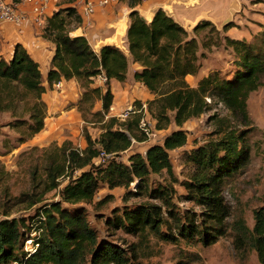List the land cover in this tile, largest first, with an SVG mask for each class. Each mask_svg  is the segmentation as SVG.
I'll use <instances>...</instances> for the list:
<instances>
[{"label": "trees", "instance_id": "1", "mask_svg": "<svg viewBox=\"0 0 264 264\" xmlns=\"http://www.w3.org/2000/svg\"><path fill=\"white\" fill-rule=\"evenodd\" d=\"M80 20L74 6L58 8L47 17L41 36L54 45L45 77L48 87L71 78L82 87L77 108L85 122L82 135L86 146L80 149L65 139L52 149H44L43 175H39L36 167L30 170L32 192L41 187L44 194L58 186L60 177L67 176L68 180L61 189L60 199L42 204L33 215L0 219V264H141L133 247L99 237L97 229L89 224L86 212L80 207L68 206L91 201L100 183L109 188H128L134 182L136 190L147 188L151 173L162 170L172 173L168 151L186 142L185 130L178 128L165 135L161 143L147 147L144 154L131 153L128 163L114 159L131 146L132 139H144L135 131L140 115L130 121L124 119L117 126L115 116L105 117L113 99L110 80L125 79L130 59L139 65L133 73L134 80L153 95L147 110L156 120L157 128H166L171 121L181 126L208 109L212 99H218L231 112L246 118L247 98L264 81V28L252 42L223 34L224 46L231 47L234 53L232 74L226 76L212 70L191 85L186 76L199 73L200 58L205 55L203 49L219 42V29L212 22L200 20L190 32L162 8H157L149 21L133 9L129 12L125 34L127 51L114 44H104L96 51L84 35H70L71 21L79 23ZM232 25V21L226 22L222 31ZM206 26L209 34L200 42L196 35ZM99 74L105 80L101 85H93L94 77ZM46 89L38 61L20 42L14 43L8 59L0 56V112L15 113V100L31 97L28 118L14 123L22 128L26 138L44 127L46 103L41 96ZM95 101L100 102V109L93 111ZM88 123H100L102 131L97 139L91 137ZM227 126L219 131V137L190 154L195 168L184 183L191 198L205 208L203 214L212 223H222L228 214L220 195L222 176L240 167L249 150L242 143L243 132ZM100 155L105 161L94 164L93 158ZM76 170L79 173L74 174ZM164 190L160 189L156 198L162 197ZM21 195L29 197L30 193ZM161 201L168 207L166 198L162 197ZM162 212V205L141 203L133 209H123L109 223L131 234L147 227L159 232L164 221ZM253 220L251 228L243 225L240 229V238L247 239L260 264H264V206L253 210ZM178 221L179 236L197 234L207 242L208 236L218 232L203 221L195 224L193 218L188 222L180 218ZM166 227L167 233L172 232L170 222ZM30 233H33L31 237ZM26 240H30L29 247Z\"/></svg>", "mask_w": 264, "mask_h": 264}, {"label": "rangeland", "instance_id": "2", "mask_svg": "<svg viewBox=\"0 0 264 264\" xmlns=\"http://www.w3.org/2000/svg\"><path fill=\"white\" fill-rule=\"evenodd\" d=\"M232 22L231 27L237 37L240 35L242 25ZM76 24V21H71L69 28ZM247 27L250 25L247 24ZM208 29L209 26H206L198 31L196 37L200 42L207 39ZM217 29L220 32L218 44L212 45L209 49L202 48L205 55L200 58V74L219 70L221 74L227 76L232 74L235 68L232 62L234 53L231 47L224 46L222 40L227 30L222 31V27ZM259 31L243 38L252 42ZM117 46L127 51L125 41H118ZM135 65L130 59L125 79L112 86L113 99L105 117L115 116L117 126L124 119L130 121L140 115L139 126L135 131L144 139L140 141L132 139L131 146L114 156V159L128 163L131 153L144 154L151 144L161 143L165 135L181 128L186 132L185 144L168 151L172 173L169 174L165 170L151 173L147 180V188L141 191L136 190L134 182H131L128 188L122 186L109 188L106 184L100 183L91 201L68 206L82 208L86 212L89 224L97 229L99 237L125 247H133L141 264H260L256 251L249 245L247 239L242 241L240 233L243 225L252 227L253 210L264 206V81L247 98L246 118H240L218 99H212L208 109L199 116L187 119L181 126L171 121L166 128H157L156 120L147 110L148 101L153 96L145 97V88L134 80ZM39 66L47 87L41 96L46 103L44 127L26 138L22 128L14 125L17 119L28 118L31 97L15 100L17 101L15 113L10 110L0 112V219L28 217L42 204L60 199L61 189L68 180L67 176L60 177L58 186L44 194L41 187L34 192L31 189L30 170L36 167L39 175H43L44 149H52L53 145H59L65 139L70 140L74 147L82 149L86 146L82 135V126L85 122L77 108L82 87L73 78L63 85L53 84L52 87H48L45 77L50 62L45 64L41 62ZM195 79L191 76L186 78L190 84H193ZM101 84L100 78L94 77L93 85ZM137 101L141 104L138 105ZM99 109L100 102L95 101L92 110ZM87 116L90 117L89 114ZM225 125L237 129L239 133L243 132L242 143L247 145L249 150L240 167L222 176L220 195L228 214L222 223H212L203 214L205 208L191 198V193L184 183L195 168L190 160V154L199 146L219 137V131ZM87 126L91 137L97 139L102 131L100 123H88ZM141 126L145 127L146 131L142 130ZM92 161L98 164L105 160L100 155ZM77 173L79 170L74 172ZM162 188H165L162 197L168 200V207L162 204V197L156 198ZM150 190H153V194L149 193ZM22 193H30V196H23ZM141 203L162 205L164 221L159 226V232L147 227L137 234H131L109 223L114 222L113 217L121 215L123 209H133ZM62 204L67 206L64 202ZM179 218L182 222H188L193 218L195 224L203 221L204 225L214 227L218 232L215 235L210 234L207 242L197 234L179 236L177 234ZM169 222L173 230L167 233L166 225ZM32 235L33 233H30V237ZM29 241H25L27 247L30 246Z\"/></svg>", "mask_w": 264, "mask_h": 264}, {"label": "crops", "instance_id": "3", "mask_svg": "<svg viewBox=\"0 0 264 264\" xmlns=\"http://www.w3.org/2000/svg\"><path fill=\"white\" fill-rule=\"evenodd\" d=\"M75 1L57 0L48 16L61 6L73 5ZM157 8L165 10L189 30L203 19L212 22L217 28L228 21L242 25L240 35L236 33L237 37L234 35L233 27L228 28L227 34L234 38L248 37L252 32L256 34L264 28V2L260 0H118L110 5L97 7L88 16L79 13L81 20L72 26L70 34L84 35L92 48L98 51L104 44L117 45L118 41H125L131 10H137L149 21ZM247 24L250 27H247ZM15 42H20L40 65L41 62L48 63L49 56L54 50L53 43L41 36V27H37L30 19L20 24L6 22L0 25V56L8 59ZM138 68L139 65L136 64L135 69ZM205 74L187 75L186 78L188 76L196 78L191 84L195 85ZM70 80L63 79L60 84L63 85ZM118 82L111 79V89ZM144 95L147 98L153 96L146 88Z\"/></svg>", "mask_w": 264, "mask_h": 264}, {"label": "built area", "instance_id": "4", "mask_svg": "<svg viewBox=\"0 0 264 264\" xmlns=\"http://www.w3.org/2000/svg\"><path fill=\"white\" fill-rule=\"evenodd\" d=\"M118 0H76L74 6L78 14L90 15L97 7L110 5ZM57 0H0V25L3 23L20 24L26 19H30L37 27L44 26L49 12L53 9V4ZM100 81L105 80V76L99 74ZM58 81L57 86H60ZM141 129L146 131L145 127Z\"/></svg>", "mask_w": 264, "mask_h": 264}, {"label": "water", "instance_id": "5", "mask_svg": "<svg viewBox=\"0 0 264 264\" xmlns=\"http://www.w3.org/2000/svg\"><path fill=\"white\" fill-rule=\"evenodd\" d=\"M187 30H189V28H186ZM52 57H53V52L51 53V55L49 56V62H51V59H52Z\"/></svg>", "mask_w": 264, "mask_h": 264}]
</instances>
